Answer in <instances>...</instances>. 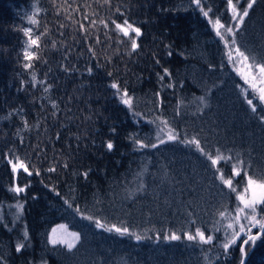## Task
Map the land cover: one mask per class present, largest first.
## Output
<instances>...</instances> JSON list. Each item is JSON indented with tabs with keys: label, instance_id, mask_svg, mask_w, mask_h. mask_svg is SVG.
I'll return each instance as SVG.
<instances>
[{
	"label": "trees",
	"instance_id": "trees-1",
	"mask_svg": "<svg viewBox=\"0 0 264 264\" xmlns=\"http://www.w3.org/2000/svg\"><path fill=\"white\" fill-rule=\"evenodd\" d=\"M67 2L71 8L64 0H0V264H239L245 237L226 251L229 221L219 216L226 208L235 215V193L194 145L181 141L195 137L206 151L264 174V103L249 89L252 112L223 41L191 0ZM203 3L210 16L232 23L226 0ZM124 20L140 28L135 51L113 23ZM25 28L33 38L47 29L38 49H28ZM235 39L264 59V0ZM125 89L131 109L121 101ZM164 120L177 140L163 133L167 142L157 140ZM136 140L157 147L141 149ZM15 157L32 175L12 172ZM218 167L229 175L230 166ZM17 184L25 191L13 192ZM59 225L80 234L72 250L52 243ZM112 225L129 234L107 231ZM197 228L213 235L212 244L187 239ZM173 233L181 239H168ZM246 264H264V239Z\"/></svg>",
	"mask_w": 264,
	"mask_h": 264
},
{
	"label": "snow or ice",
	"instance_id": "snow-or-ice-1",
	"mask_svg": "<svg viewBox=\"0 0 264 264\" xmlns=\"http://www.w3.org/2000/svg\"><path fill=\"white\" fill-rule=\"evenodd\" d=\"M64 2L65 5H67V8H71V5L68 4L67 0H64ZM239 2L240 0H236L235 3L233 2V0H226L227 8L231 12V19L232 21H235L236 26L233 27L222 23L219 16H215V18H213V16H210L209 14L213 10L211 7L205 10L203 0H191V3L199 9L202 15L208 20L216 35L223 41L226 50L225 56L227 60L232 63L237 74L243 79L244 83L248 85V88H242L241 92L245 96L247 104L250 106L252 112L255 113L257 111V104L253 102V99L248 98V90L251 89V94L254 95L260 103H264V59L257 60L255 56H251L250 54H247L246 51L241 50V47L237 44L235 36L239 25L243 24L245 17L249 15V10L252 9L257 0H247L246 7L242 9L238 7ZM53 3L54 6H56L55 0H53ZM105 3H110V0H105ZM65 11H67V9H65ZM75 11H78V9H75ZM117 11H119V9H117ZM36 12L39 13L40 9L37 8ZM59 12L60 7L58 6L57 14H59ZM68 18L70 19L71 17L69 16ZM84 19L87 20L88 16L85 15ZM29 22L33 25H39V20L35 18H30ZM100 23L105 27L108 26L107 21L101 20ZM113 23L115 24V28L119 30V32L122 33L123 36L129 37L131 49L135 51L139 47L136 40L141 35L140 28L134 27L127 20H124L122 24L115 23L114 21ZM91 24L95 26L96 21H91ZM80 29L86 31L84 29L83 23L80 24ZM23 31L28 37V49H30L32 46H35L38 49L40 47V40L42 36L47 34V29H45L44 32L39 33L35 36V38H33L32 28H25ZM53 46L55 45L53 44ZM169 55H171V53H169ZM24 57L27 60H31L33 58V54L26 49L24 52ZM25 67H31V65L26 64ZM165 72L167 73V69H165ZM168 75H170V73H168ZM160 79L163 80L164 77L161 76ZM111 87L116 88L118 92L121 91L119 85L116 83H113ZM202 99L203 98H201V100ZM121 101L130 109L133 107V99L128 95L126 89L122 91ZM260 119L264 121V115L260 116ZM161 125H163V127H159L156 137L160 143L167 142L162 138V136L160 135L161 133L165 134L167 136V140L169 141H175L179 138V134L174 129L168 128V122L166 120L161 121ZM166 128L167 131L165 132ZM181 142L194 145L197 150L211 162V165L216 168L217 178L220 180L221 184L226 187L229 192L235 193V199L237 201V204L233 209L235 215H232L227 210V208L224 211L219 212V216L222 219L229 221L225 226L224 233L227 241L222 245V247L227 251L230 247L235 245L238 240H240L241 234H243L245 239L241 241L240 248L243 264V258L247 256L245 248L254 245L257 240L264 239V214H262V212H264V174L257 175L254 171L249 174L250 170L252 169V165L251 163L246 164L242 159H236L235 162H233V157L231 155H224L223 153L219 152V150H217L215 154L206 151L205 148L201 146L200 140L196 139L195 137L191 140H184ZM135 143L141 149L148 147H157L155 143L148 144L140 140H136ZM107 148L111 150L113 148V144L109 142L107 144ZM221 163L226 166H230L229 175L227 177H225L223 168L218 167L219 165H221ZM9 164L11 165L12 172L14 174H19L22 171L24 174H27L29 176L32 175V172L29 170L28 164L19 157H15V161L9 160ZM54 170L55 169H49V171ZM38 174L39 173L37 172V175ZM85 175L87 174L85 173ZM241 176L242 182L237 181V183L234 184V180H236L237 177ZM26 187L27 185L21 187L19 186V184H17L11 190L19 194L24 192ZM22 207V205H17V208L19 209H22ZM76 211L79 212V209H76ZM84 218L90 220L92 219V217L90 216ZM242 220L246 221V223H242ZM94 223L99 228L105 227V225L99 220H95ZM254 228L258 229L257 233L255 234H253L252 231V229ZM58 229L62 230L60 238H57ZM58 229H52V243L64 244L69 250L75 248L77 243H79L81 239L80 234L78 232H69L67 225H59ZM106 230L109 232L114 231L120 235L129 234V230L127 227H117L116 225H112ZM215 230L219 231L220 229L217 228ZM26 235L27 234L25 233V236ZM186 235L188 240H198L202 244H212L214 239L213 235H206L205 232L200 228H197L195 230L194 235ZM167 238L171 240L181 239V237L176 235L175 233L171 234ZM136 239L139 240L141 239V237L137 235ZM23 247L24 244H18L16 246V251H21Z\"/></svg>",
	"mask_w": 264,
	"mask_h": 264
},
{
	"label": "rangeland",
	"instance_id": "rangeland-1",
	"mask_svg": "<svg viewBox=\"0 0 264 264\" xmlns=\"http://www.w3.org/2000/svg\"><path fill=\"white\" fill-rule=\"evenodd\" d=\"M241 1H243L242 3H244V0H241ZM234 3H235V2H234ZM242 3H241V5H242ZM241 5L239 4L238 7L241 8ZM244 5H245V4H244ZM245 6H246V5H245ZM241 9H242V8H241ZM222 23H223V22H222ZM231 24L235 25V21H232ZM231 24H230V25H231ZM230 25H228V26H230ZM226 35H227V34H226ZM229 38H231V37H229ZM238 66H239V65H238ZM241 79H242V78H241ZM242 81H243V79H242ZM245 86L248 88V85L245 84ZM13 161H15V160H13ZM257 230H258V229H257ZM61 231H62V230H59V232L57 233V237H58V238H60V236H61ZM252 231L255 233L254 229H252ZM193 235H194V234H193ZM258 241H259V240H257L256 243H255L254 245H252V246H248V247L245 248V250H246V252H247V258L249 257V254H250L252 248L258 243ZM239 264H240V263H239Z\"/></svg>",
	"mask_w": 264,
	"mask_h": 264
},
{
	"label": "water",
	"instance_id": "water-1",
	"mask_svg": "<svg viewBox=\"0 0 264 264\" xmlns=\"http://www.w3.org/2000/svg\"><path fill=\"white\" fill-rule=\"evenodd\" d=\"M256 233H257V232H256ZM253 234H255V233H253ZM245 251H246V250H245ZM246 261H247V256L243 258V264H246ZM240 264H242V260H241Z\"/></svg>",
	"mask_w": 264,
	"mask_h": 264
}]
</instances>
